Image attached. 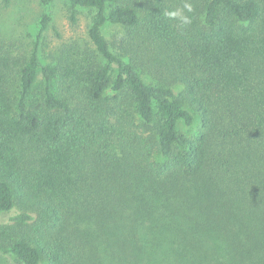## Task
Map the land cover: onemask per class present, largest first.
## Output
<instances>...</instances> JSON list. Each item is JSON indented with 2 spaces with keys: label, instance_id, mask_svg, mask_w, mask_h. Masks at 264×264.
I'll return each mask as SVG.
<instances>
[{
  "label": "trees",
  "instance_id": "16d2710c",
  "mask_svg": "<svg viewBox=\"0 0 264 264\" xmlns=\"http://www.w3.org/2000/svg\"><path fill=\"white\" fill-rule=\"evenodd\" d=\"M57 2L89 25L50 49ZM39 3L0 24V255L264 264V0Z\"/></svg>",
  "mask_w": 264,
  "mask_h": 264
},
{
  "label": "rangeland",
  "instance_id": "374dc122",
  "mask_svg": "<svg viewBox=\"0 0 264 264\" xmlns=\"http://www.w3.org/2000/svg\"><path fill=\"white\" fill-rule=\"evenodd\" d=\"M26 3L17 1L13 7L7 10L0 18V24L4 30L9 32V35L25 40V43L30 44L35 36V26L39 19V14L43 11L44 7L40 5L39 0H23ZM53 23L48 32V42L50 49L60 44L63 40H68L74 36H85L87 27L89 25V12L86 11L80 15V29L77 32L72 30L71 25L66 16V8L63 2H57L52 7ZM58 34L62 37L59 39ZM106 38L110 41L115 39L117 35L122 34V30L119 28H107L104 31ZM197 124L192 131L198 128ZM3 219H7L3 218ZM11 258L8 256L0 255V264L11 263Z\"/></svg>",
  "mask_w": 264,
  "mask_h": 264
}]
</instances>
